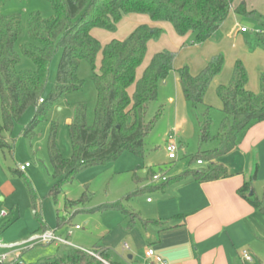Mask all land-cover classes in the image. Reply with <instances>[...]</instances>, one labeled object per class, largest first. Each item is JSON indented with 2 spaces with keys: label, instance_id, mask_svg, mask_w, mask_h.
<instances>
[{
  "label": "trees",
  "instance_id": "16d2710c",
  "mask_svg": "<svg viewBox=\"0 0 264 264\" xmlns=\"http://www.w3.org/2000/svg\"><path fill=\"white\" fill-rule=\"evenodd\" d=\"M52 15L43 17L35 12L29 15L27 33L29 42L20 45V54L32 63V68L20 70V54L15 45L21 35L19 15L0 16V149H12L10 134L15 123L29 107L35 109L32 120L23 130L27 136L37 118L47 106L78 91L83 81L77 71L81 61H87L92 68V80L96 90L94 121L85 122L84 108L80 104L73 120L68 124L71 156L64 158L54 142V134L48 143V157L53 169L49 195L56 197L61 185L81 169L93 165H104L115 160L121 153L130 152L142 156L144 139L153 129L158 113L146 119L147 109L157 99L161 81L171 72L177 75L179 89L184 100L195 109L204 104L207 90L212 80L220 74L223 56L215 54L196 74L188 66L173 68L175 52L168 49L154 53L141 73L147 45L157 41L162 29L157 25H171L178 37L193 34V44L208 41L220 28L230 12L255 20L261 45L264 46V15L248 9L246 0H48ZM147 17V21L137 25L124 39H111L101 45L92 35L93 29L110 33L116 32L119 23L128 15ZM248 31V30H247ZM60 51L55 78L49 94L43 97L48 81L49 65ZM100 53L98 66L97 55ZM97 68V71H96ZM248 75L240 60H236L225 84H219L215 94L224 114L216 135L210 137V118L207 111L202 113L199 125V140L207 142L213 138L217 146L208 151L198 152L190 163L202 161L201 168L186 169L162 183L150 188L162 190L175 181L191 180L199 183L215 181L231 176L226 167L217 159L244 140L253 126L264 121V75L259 78L258 92L247 88ZM39 99H42L39 102ZM13 172L22 173L17 169ZM154 174L151 168L145 170L146 180ZM163 174V173H162ZM164 175V174H163ZM255 177H252V179ZM251 179L244 181L237 194L251 207L263 210L255 196ZM251 192V193H250ZM84 193L77 201H68L76 206L88 199ZM40 223L39 232L47 230L39 213H35ZM131 216L130 223L138 215L125 211ZM144 225L156 224L162 229V222L142 220ZM59 228V225H57ZM99 246L90 251L108 262L107 254ZM25 250L22 251V254ZM88 252L73 246L59 248L57 254L41 257L29 264H106ZM13 264H26L16 261ZM112 264V263H109Z\"/></svg>",
  "mask_w": 264,
  "mask_h": 264
},
{
  "label": "rangeland",
  "instance_id": "374dc122",
  "mask_svg": "<svg viewBox=\"0 0 264 264\" xmlns=\"http://www.w3.org/2000/svg\"><path fill=\"white\" fill-rule=\"evenodd\" d=\"M241 1V0H236ZM248 9H253L264 15V0H246ZM39 13L43 17L52 15L51 5L48 0H0V16L16 14L21 18V35L16 42L15 49L20 54V45L29 42L27 33V21L32 13ZM235 20L229 17L222 23V27L208 40V52L221 54L223 66L219 74L220 78L225 72L231 74L233 64L240 60L248 75L247 88L259 90V78L264 75V59L260 51L264 53L257 32L258 23L246 16L237 15ZM148 19L143 15L131 14L122 19L116 32L110 33L101 29H93L92 35L98 39L101 45L111 39H124L137 25ZM162 29V35L157 41H151L147 45L146 55L142 66L137 70L140 75L144 65L151 56L163 49L175 52V64L196 69L192 52H183L182 48L189 46L194 39L193 34L178 37L171 25L167 23L157 24ZM246 27L245 33L231 31L237 36V42L226 38L225 31L229 28ZM244 45L238 46V43ZM232 39V38H231ZM235 47H238L235 49ZM189 53V54H186ZM208 53V54H209ZM60 51L53 57L49 65L48 81L43 91L46 97L52 87L56 68L59 62ZM100 53L96 58V65ZM32 63L20 54L18 69H30ZM97 71V68H96ZM92 68L87 61H81L77 75L83 81L78 91L71 92L67 96L47 106L40 115L31 132L24 136L25 126L32 120L35 109L29 107L22 117L15 123L9 136L12 149H0V212L6 213L0 218V241L4 243L24 242L34 233L39 232L40 223L35 213H39L47 229H59L58 234L67 235L70 229L72 235L67 237L69 243L84 249H92L96 246L103 247L108 252L115 264H123L125 261L131 264L141 262L146 243L154 241L155 227L153 224L144 225L142 220H157L167 214V205L176 203L170 194L180 181L170 183L162 190L146 188L150 185V179L145 175V170L151 168L156 174H164L172 177L186 169L201 168V165L190 160L198 152L212 150L217 146L211 138L207 142L199 140V125L202 113L207 111L210 118L209 135L217 134L224 114L215 103L218 98L215 92L204 104L193 109L188 104L180 89H176L174 83V71L160 82L158 96L150 103L146 119L151 120L158 111L161 116L148 136L144 139L143 155L137 156L130 152L121 153L115 160L104 165H93L81 169L72 178L66 180L60 187L56 197L49 195L52 184L53 169L48 157V143L54 135V142L60 154L64 158L71 156V144L68 124L73 120L77 108L83 105L85 122L91 125L94 121L96 90L91 78ZM218 76V77H219ZM168 95L174 99V103L167 100ZM176 106L178 108V122H176ZM176 118V120H175ZM1 121V112H0ZM173 143L177 147L176 159L168 158L165 149L167 143ZM28 162L30 166L23 172H13L17 164ZM218 163L223 164L228 172L233 174L241 182L252 180L251 186L255 196L259 199L263 210H257L250 206V213L229 227L237 232V240L234 242L235 250H246L252 257V262L243 264H264V121L255 125L247 132L245 139L235 149L219 157ZM255 177L252 179V177ZM84 193L88 199L76 206L68 205V201H77ZM153 201L150 205L146 199ZM163 200L166 207L154 210L156 203ZM170 200V201H169ZM230 202L224 204L227 213L236 217L244 212L242 208H236ZM125 211L138 215L130 223L131 216H125ZM173 218V216H171ZM167 218L166 220L170 219ZM74 225L79 226L78 230ZM151 232V238L147 236ZM68 236V235H67ZM149 237V238H148ZM59 247L54 244L38 243L25 245L22 261L26 264L35 263L41 257L57 254ZM127 249H124V247ZM100 249V248H99ZM101 250V249H100ZM155 250V249H154ZM98 254V253H96ZM132 259L129 260L128 257Z\"/></svg>",
  "mask_w": 264,
  "mask_h": 264
},
{
  "label": "crops",
  "instance_id": "0c3cea01",
  "mask_svg": "<svg viewBox=\"0 0 264 264\" xmlns=\"http://www.w3.org/2000/svg\"><path fill=\"white\" fill-rule=\"evenodd\" d=\"M235 14L236 13L234 12H230L228 15L229 19L235 20V17H237ZM222 25L220 26V28L222 27ZM233 30H235L236 33L245 32H241L240 28L238 30L237 28H233L232 26L228 29V31H225L226 38H230V40H232L233 42H237L238 35L234 37L233 33L231 32ZM240 41H242L243 43H238L237 45L242 47V45H244V38H241ZM208 43L209 42L206 41L202 44H191L187 47L184 46L182 48L183 52H192L191 55L193 54L195 58L194 61L196 60L197 68L193 70L190 69L192 74L198 73L206 65L210 57L216 54L208 52ZM237 48L238 47H235V49ZM256 53L261 54V58L264 59V53L260 51H256ZM175 63L176 62L174 59V70L182 67L181 65H177ZM218 76L219 75H217L212 80L207 90L204 103L205 101H207V99H209V96L211 99L212 93L215 92V89L219 84H225L228 82L230 73L226 71L224 77L223 75L221 76V78L220 76ZM173 79L176 89H179L176 73L174 74ZM250 91L258 92L254 91V88ZM167 100L170 103L175 102L171 95H168ZM215 104L218 108L221 107L219 100ZM176 117L177 120L176 118L175 120L176 122H178L177 106ZM180 182L181 183L178 184L177 187H174L171 190L172 192L170 193L172 195L171 199L175 198L176 203L172 202L170 205H167L168 215L163 217L160 216L157 219L162 222V229H159V225L153 224L154 226H156L154 229V231H156L155 239L154 241L146 243V246L144 248L146 249L147 247H151L155 249L156 253L167 261V264L249 263L242 259L240 255L241 251L234 249V242L238 238L237 232L234 229L232 231L229 229V227H233L240 218L247 216L251 211L250 205L237 194V189L242 185L244 180L240 185V181L237 178H233L232 174L227 178L210 182L199 183L191 180ZM150 185H146L145 187L149 188L151 187ZM148 199L149 198L146 199L147 203L152 205L153 201H151L150 199L148 201ZM226 202H230L233 206H237L236 208H242L244 212L236 217L231 216L229 213H227L226 208H224V204ZM155 205L156 208H154V210H160L163 207H166L163 200H159ZM171 216H173V218ZM169 217L171 218L166 220ZM58 229L59 228H56V230H54L56 234H58ZM58 235L68 241L67 237H70L72 233L71 235H66L65 237L61 234ZM147 236L151 238V232ZM69 244L72 245L71 243ZM54 245L57 247L61 246L57 244ZM74 247L80 248L84 251L91 250L84 249L79 246ZM99 247L101 250H104L106 252L103 247ZM106 254L108 263L115 264L109 256L108 252H106ZM131 259L132 257L129 260ZM143 261L144 255L141 262H139L138 264H142ZM123 264L131 263L125 261Z\"/></svg>",
  "mask_w": 264,
  "mask_h": 264
},
{
  "label": "built area",
  "instance_id": "2783aa9c",
  "mask_svg": "<svg viewBox=\"0 0 264 264\" xmlns=\"http://www.w3.org/2000/svg\"><path fill=\"white\" fill-rule=\"evenodd\" d=\"M248 29L246 27H241L240 31L241 32H246ZM42 99H39V102H41ZM167 153H168V158L171 160L176 159V151L177 147L175 144L169 142L166 144L165 147ZM198 165L202 164V161H197ZM30 164L28 162H25L23 164H17L16 169L19 170L20 172H24L27 167H29ZM167 180V176L163 174H156L154 173L151 177V182L153 184L157 183H162ZM149 201V199H148ZM6 213L1 211L0 212V217L5 216ZM79 226L75 225L74 229H78ZM72 230L70 229L67 232V235H71ZM32 245V244H38V243H54L57 245H67V246H72L69 244L68 241H66L63 237L60 235L56 234L54 230H45L42 232H37L34 233L32 236L29 237L27 241L24 242H14V243H4L0 241V264H13L16 261H20L22 251L26 249L25 245L26 244ZM74 247V246H73ZM124 249H127L125 246ZM89 254L93 255L94 257L102 260L98 254L92 252V251H86ZM240 255L243 260L247 262L252 261V257L250 253L246 250H242L240 252ZM104 263L109 264L108 262L102 260ZM142 264H167V261L161 257L159 254L156 253V251L151 248L147 247L144 252V261Z\"/></svg>",
  "mask_w": 264,
  "mask_h": 264
},
{
  "label": "water",
  "instance_id": "95a60500",
  "mask_svg": "<svg viewBox=\"0 0 264 264\" xmlns=\"http://www.w3.org/2000/svg\"><path fill=\"white\" fill-rule=\"evenodd\" d=\"M251 193V192H250ZM129 259L131 258V256L128 257Z\"/></svg>",
  "mask_w": 264,
  "mask_h": 264
}]
</instances>
